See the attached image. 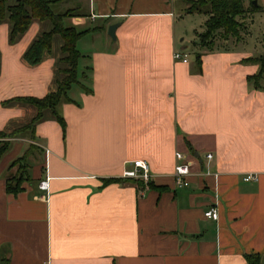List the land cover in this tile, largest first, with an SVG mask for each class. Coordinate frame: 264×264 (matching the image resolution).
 <instances>
[{
    "label": "crops",
    "instance_id": "obj_1",
    "mask_svg": "<svg viewBox=\"0 0 264 264\" xmlns=\"http://www.w3.org/2000/svg\"><path fill=\"white\" fill-rule=\"evenodd\" d=\"M176 1L88 0L83 17H67L68 27L86 32L76 43L79 85L59 105L64 132L47 112L33 141L6 139L0 264H248L247 256L264 264V89L247 80L259 65L236 50L174 60ZM50 28L34 20L10 43V24H0V133L36 113L3 102L56 89L62 40L54 47L52 39L36 66L22 59ZM30 145L39 149L29 158L31 179L9 195L16 169L8 168ZM177 152L191 165L187 187L174 183ZM135 160L150 168L141 187L122 177ZM248 174L256 180L243 181ZM212 208L217 220L204 216Z\"/></svg>",
    "mask_w": 264,
    "mask_h": 264
},
{
    "label": "trees",
    "instance_id": "obj_2",
    "mask_svg": "<svg viewBox=\"0 0 264 264\" xmlns=\"http://www.w3.org/2000/svg\"><path fill=\"white\" fill-rule=\"evenodd\" d=\"M62 0H16L14 5L9 6L7 0H0V24L8 22L10 24L9 42L14 43L17 38L23 35L32 22H48L50 30L39 35L23 54V62L28 66L38 65L46 54L51 53L52 39L55 35L61 37L62 45L61 63L64 68L61 70V79L57 81L56 89L42 98L22 97L13 98L3 102V106L13 103L28 105L35 109L36 113L32 120L14 130L9 134L0 133V158L7 153L10 142L6 139H14L19 136L28 135L30 140L35 139L36 124L43 120L45 113H51L55 121L64 132L65 125L62 116L58 111L59 105L70 102L68 93L74 85H79L78 61L80 53L76 48L77 41L86 32H77L75 29L65 27L63 20L72 16L71 11L56 13L51 9V5ZM254 2L257 5H254ZM263 11L258 0H194L189 2V7L185 13L187 15L198 14L207 17L204 24V31L198 35L201 49L213 50L214 37L219 34L225 41L230 37L238 38L242 32L243 23L239 21L246 15H254ZM196 60L200 63V56L196 55ZM248 62L257 63L259 71L257 74L248 77V83L259 87V83L264 77V55L257 58H249ZM34 151L39 149L30 145L25 153L13 161L8 170L15 168L16 171L6 179V192L9 195H17L23 191L22 185L30 181L29 158ZM138 186H142L141 181H137ZM248 264H258L257 256H247ZM5 264V261L2 262Z\"/></svg>",
    "mask_w": 264,
    "mask_h": 264
},
{
    "label": "rangeland",
    "instance_id": "obj_3",
    "mask_svg": "<svg viewBox=\"0 0 264 264\" xmlns=\"http://www.w3.org/2000/svg\"><path fill=\"white\" fill-rule=\"evenodd\" d=\"M16 0H7L9 6L14 5ZM182 0L176 1L175 5L177 8V13L179 15L178 22L181 30V36L177 40L178 51L180 54L187 55L191 62L194 64L196 55L202 57L208 53H214L216 51H231L236 50L238 53L247 54L250 57L257 58L264 55V12L260 11L256 14L246 15L243 18H240L239 21L243 23L242 32L238 38L230 37L226 44L223 41L219 34L214 37V49L206 50L201 49L198 35L204 31V22L207 19L204 15H187L185 12H182L181 9H186L189 7ZM259 6H262L260 0H258ZM51 9L56 13H64L69 10H72V18L83 17L86 11L88 12V0H66L60 4H52ZM249 18V20H248ZM65 27H68L69 20L68 18L63 20ZM19 39V38H18ZM54 47L61 44V39L58 35H55L53 38ZM78 49V48H77ZM200 53V54H198ZM257 64V63H256ZM80 67V65H79ZM61 79V78H60ZM19 80V79H18ZM260 88L264 89V77L259 83ZM73 90H76V86L72 87ZM7 109L19 108V104L13 103L8 106H4ZM24 107V106H23ZM28 108V107H24ZM60 106L58 107V111ZM10 125H13L11 122ZM38 155L37 151H34V156ZM37 158V156H36ZM32 161H29L31 163Z\"/></svg>",
    "mask_w": 264,
    "mask_h": 264
},
{
    "label": "built area",
    "instance_id": "obj_4",
    "mask_svg": "<svg viewBox=\"0 0 264 264\" xmlns=\"http://www.w3.org/2000/svg\"><path fill=\"white\" fill-rule=\"evenodd\" d=\"M174 60L182 61L183 63L187 62V56L182 55L179 52H175L173 54ZM47 155V154H46ZM206 160L210 161L212 159L211 154L206 155ZM175 159L178 162L174 167L173 178L176 187H187L188 182L187 179L191 175V165L188 162L184 161V156L181 153L175 154ZM130 168L123 172L122 177L126 179H133L137 181H141L143 184H148L151 181V173L149 164L144 160H135L129 163ZM256 176L253 174H248L243 178V181H255ZM39 188L42 191H47L48 183L47 181H43L39 184ZM205 218H209L212 220H217L218 213L216 208H212L209 211L205 212Z\"/></svg>",
    "mask_w": 264,
    "mask_h": 264
},
{
    "label": "water",
    "instance_id": "obj_5",
    "mask_svg": "<svg viewBox=\"0 0 264 264\" xmlns=\"http://www.w3.org/2000/svg\"><path fill=\"white\" fill-rule=\"evenodd\" d=\"M254 5H257V3L254 2ZM118 26H119L118 24H115L108 27L107 34L109 37H111L112 40H115V30L117 29Z\"/></svg>",
    "mask_w": 264,
    "mask_h": 264
}]
</instances>
